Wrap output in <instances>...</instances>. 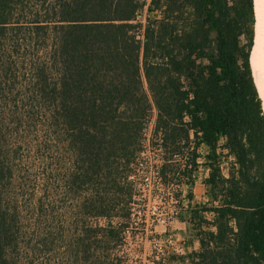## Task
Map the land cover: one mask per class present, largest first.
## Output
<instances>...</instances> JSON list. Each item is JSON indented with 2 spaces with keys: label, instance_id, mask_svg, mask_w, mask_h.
<instances>
[{
  "label": "trees",
  "instance_id": "trees-1",
  "mask_svg": "<svg viewBox=\"0 0 264 264\" xmlns=\"http://www.w3.org/2000/svg\"><path fill=\"white\" fill-rule=\"evenodd\" d=\"M166 1L151 0L167 20L148 23L140 41L128 35L143 0H0V264L58 249L59 209L76 198L73 225L116 235L119 225L91 227L86 216H118L119 192L129 216L127 175L151 105L164 151L193 135L216 162L205 183L217 203L203 209L213 213L202 216L207 228L196 224L194 264H264V111L250 62L257 2ZM221 139L234 158L227 177Z\"/></svg>",
  "mask_w": 264,
  "mask_h": 264
},
{
  "label": "rangeland",
  "instance_id": "rangeland-1",
  "mask_svg": "<svg viewBox=\"0 0 264 264\" xmlns=\"http://www.w3.org/2000/svg\"><path fill=\"white\" fill-rule=\"evenodd\" d=\"M161 3L166 4L167 1L161 0ZM137 14L138 17L133 19L135 21H131L135 27L129 31V39L133 37L142 41L143 29L148 23L161 25L167 20L165 7L153 8L151 0H143V5ZM256 27L257 21L254 27V40ZM143 89L148 94L144 79ZM155 120L156 109L151 105L143 134L144 145L138 155L141 162L138 170L141 175L151 177L153 171L160 169L161 157H163L164 179H162L163 185L159 186L155 181L154 183L151 181V184L144 185V188L133 190L134 203L139 206L140 215H135L133 218L131 215L128 216V211L124 208L127 202L126 195L122 192L114 194L116 198L114 202H119V206L112 214L117 212L118 216H86L91 227L95 224L106 225L109 221L115 226L119 225L113 237H97L92 232L82 231L77 224L73 225L72 218H79L78 212L82 210L78 204L79 199L76 198L71 203L74 205L73 208L64 206L59 209L64 228L59 229L55 236L58 239L56 243L61 240L58 249L54 247L53 251L38 256V263L33 264H194L197 262L198 257L195 253L199 251L200 246L196 224L202 223L201 228H207L201 221L202 216L211 220L213 213L203 209L217 203L213 202L208 192L210 186L205 183L211 172L209 164L214 165L216 162L207 158V154H211L207 146L203 144L196 146L193 135L176 142V145L180 146L176 154L164 151L163 147L159 150L162 141L160 135L154 133ZM195 146L196 157L193 161ZM223 146L224 139H221L216 153L220 155L221 173L227 177L234 158ZM168 150L171 152L174 149ZM142 194L145 196L143 197ZM168 194H172L176 201H169ZM131 200H133L132 196ZM127 206L130 207V204ZM173 209L178 212L174 219L173 216L170 217ZM67 210H70V213H67ZM153 210L158 221L148 219L154 216L149 215ZM162 213L166 219L165 224L160 220ZM169 235L173 239L172 246L175 248L171 253L168 251L171 245L168 241ZM66 244L68 247H65Z\"/></svg>",
  "mask_w": 264,
  "mask_h": 264
},
{
  "label": "built area",
  "instance_id": "built-area-1",
  "mask_svg": "<svg viewBox=\"0 0 264 264\" xmlns=\"http://www.w3.org/2000/svg\"><path fill=\"white\" fill-rule=\"evenodd\" d=\"M138 12L135 13V18L138 17ZM134 18V19H135ZM135 21V20H133ZM143 143V141H142ZM144 145V143H143ZM143 145H142V148H143ZM157 145H160V144H157ZM161 146H159V150H161ZM142 151V149L137 153L135 159H134V162L133 164L131 165V170L130 172L128 173L127 175V182L131 185V188H132V199L131 202H130V208H129V215H131V217L133 218L135 215H140V210L138 209L139 206H136L135 203H134V199H135V195L133 194V190H136V188H144V185H149L151 184V181L154 183V181L156 182L157 185H163V180L164 177L161 173V169H162V165L164 164V160H163V157H161V164H160V169L157 168V170L153 171L152 172V176H148V175H141L140 174V171L138 170L139 168V165H141V162L139 161V153ZM143 190V189H142ZM168 198H169V201L171 202H174L176 201V199H174V196L172 194H168ZM142 196L144 197L145 194H142ZM140 199V198H139ZM171 215L170 217H172L173 219L176 218V215H177V210L176 209H173L171 210ZM149 215H154L148 219H151V221H158V218L154 212V210L149 214ZM148 219H145V221H147ZM160 220L162 221L163 224L166 223V219H165V216H164V213H162V215L160 216ZM168 241L170 242V247L168 248V251L171 253L173 252V250L175 248H173L172 246V242H173V239L171 238V236L169 235V239ZM177 251V250H176Z\"/></svg>",
  "mask_w": 264,
  "mask_h": 264
},
{
  "label": "bare ground",
  "instance_id": "bare-ground-1",
  "mask_svg": "<svg viewBox=\"0 0 264 264\" xmlns=\"http://www.w3.org/2000/svg\"><path fill=\"white\" fill-rule=\"evenodd\" d=\"M256 2L258 5L259 24L250 62L257 78L258 93L263 102L264 111V0H256Z\"/></svg>",
  "mask_w": 264,
  "mask_h": 264
}]
</instances>
